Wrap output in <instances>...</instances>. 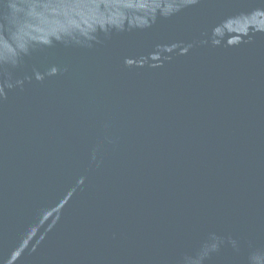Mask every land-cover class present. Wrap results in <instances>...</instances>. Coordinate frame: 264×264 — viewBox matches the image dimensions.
Masks as SVG:
<instances>
[{
	"label": "water",
	"instance_id": "95a60500",
	"mask_svg": "<svg viewBox=\"0 0 264 264\" xmlns=\"http://www.w3.org/2000/svg\"><path fill=\"white\" fill-rule=\"evenodd\" d=\"M0 264H264V0H0Z\"/></svg>",
	"mask_w": 264,
	"mask_h": 264
}]
</instances>
